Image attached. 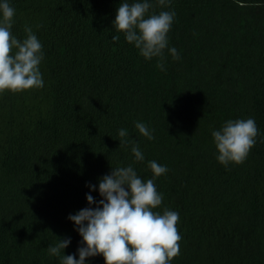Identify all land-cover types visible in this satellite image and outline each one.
Wrapping results in <instances>:
<instances>
[{"label": "trees", "instance_id": "obj_1", "mask_svg": "<svg viewBox=\"0 0 264 264\" xmlns=\"http://www.w3.org/2000/svg\"><path fill=\"white\" fill-rule=\"evenodd\" d=\"M122 2L9 0L13 35L24 39L27 25L42 44L44 86L0 94V264H60L47 252L58 238L79 259L69 215L89 206L87 194L101 199L99 178L112 168L151 179L149 161L168 169L153 211L179 214L171 264H264V0H149L148 15L175 11L168 47L180 59L165 49L164 71L112 28ZM248 118L255 146L225 167L212 132ZM122 128L129 143L119 147Z\"/></svg>", "mask_w": 264, "mask_h": 264}, {"label": "clouds", "instance_id": "obj_2", "mask_svg": "<svg viewBox=\"0 0 264 264\" xmlns=\"http://www.w3.org/2000/svg\"><path fill=\"white\" fill-rule=\"evenodd\" d=\"M159 6L167 7L171 0H157ZM149 0H123L117 9L112 28L123 33L128 43L139 50L145 60L159 58L156 67L164 71V50L168 49L174 60L180 59L175 47L169 48L168 33L175 19V11H161L148 15L152 8ZM15 8L9 0H0V94H13L30 89L43 88L44 81L39 70L43 60L42 44L30 26L25 25V38L13 35ZM119 35L113 36V40ZM139 133L154 139L152 131L144 123L137 122ZM258 128L252 118L228 120L219 130L212 132L217 149V161L227 167L242 164L255 146ZM120 146L129 143L126 129L118 131ZM134 162L144 160L138 145L132 142ZM153 177L142 180L132 165L112 168L110 174L99 178L98 191L101 199L96 201L86 195L88 207L69 215L75 230L82 237L75 254L64 255L71 243L70 238H58L49 245L50 256L60 257V264H85L86 258L102 255L105 264H171L180 254L182 237L177 223L179 214L165 209L163 214L153 211L162 205L163 194L157 191L155 179L165 174L166 166L149 161ZM92 191L95 185H88ZM95 205V207H92Z\"/></svg>", "mask_w": 264, "mask_h": 264}]
</instances>
